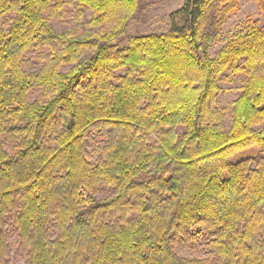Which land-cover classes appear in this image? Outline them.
<instances>
[{
  "label": "trees",
  "instance_id": "trees-1",
  "mask_svg": "<svg viewBox=\"0 0 264 264\" xmlns=\"http://www.w3.org/2000/svg\"><path fill=\"white\" fill-rule=\"evenodd\" d=\"M239 1L185 0L182 27L118 48L141 0H0V264L8 217L24 264H264V156L239 154L264 152V26L209 54ZM66 3L91 11L79 30L49 22ZM192 235L208 256L176 252Z\"/></svg>",
  "mask_w": 264,
  "mask_h": 264
},
{
  "label": "rangeland",
  "instance_id": "rangeland-1",
  "mask_svg": "<svg viewBox=\"0 0 264 264\" xmlns=\"http://www.w3.org/2000/svg\"><path fill=\"white\" fill-rule=\"evenodd\" d=\"M143 9L138 18L133 21L127 31L121 36L115 45L118 48H124L127 45V40L132 36H139L145 34H160L166 33L172 29L174 25L182 27L184 24L181 20L172 21V14L180 9L185 0H141ZM91 11L88 8H80L76 4L66 3L57 15L49 18L50 24L54 29L62 31L67 29L76 28L79 30L81 25L87 22L91 17ZM0 18V23L1 20ZM263 14L260 10L256 0H240L238 9L227 15L225 22L221 28V31L217 38L212 42L209 50L211 57H215L219 51L226 47L231 40H233L239 32L245 33L252 27L262 28ZM48 52L47 46H39L31 48L24 53L23 65L27 70H35L41 65V56ZM67 67H63L66 70ZM123 71L116 73L122 74ZM224 76H229L230 81L224 80L222 87L224 89L231 88L233 86H239L244 75L233 74L231 71H226ZM37 91H31L29 98L31 100L38 96ZM237 97L236 92L224 91L219 95L220 104L224 107L230 108L231 102ZM103 144L99 131H91L88 138L85 140V147L88 154L94 159L98 156V148ZM240 156H253L255 161L264 156V152H259L255 147L241 151ZM112 191L111 187H98L94 190L92 195L95 198H103L108 196ZM111 220L116 219V216L112 215L108 217ZM5 231L8 240V254L1 264H24L26 260L25 251L21 247V243L18 237V231L15 228L13 221L10 217L6 220ZM52 236H55L53 234ZM207 238L205 236L201 238L194 237L192 235L190 239H185L181 236L175 238V250L176 252L185 258L190 257H206L208 256V247L206 245Z\"/></svg>",
  "mask_w": 264,
  "mask_h": 264
}]
</instances>
